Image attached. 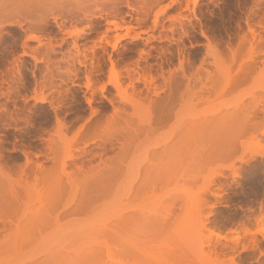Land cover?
I'll return each instance as SVG.
<instances>
[{
    "label": "rangeland",
    "instance_id": "374dc122",
    "mask_svg": "<svg viewBox=\"0 0 264 264\" xmlns=\"http://www.w3.org/2000/svg\"><path fill=\"white\" fill-rule=\"evenodd\" d=\"M218 263L264 264V0H0V264Z\"/></svg>",
    "mask_w": 264,
    "mask_h": 264
},
{
    "label": "bare ground",
    "instance_id": "6f19581e",
    "mask_svg": "<svg viewBox=\"0 0 264 264\" xmlns=\"http://www.w3.org/2000/svg\"><path fill=\"white\" fill-rule=\"evenodd\" d=\"M217 237V239H220L221 237L219 235H215ZM225 238V237H224ZM226 239V238H225ZM219 264V263H218ZM223 264V263H220Z\"/></svg>",
    "mask_w": 264,
    "mask_h": 264
}]
</instances>
